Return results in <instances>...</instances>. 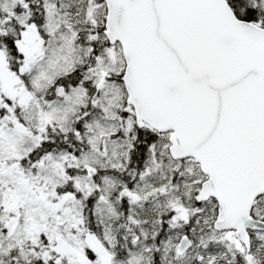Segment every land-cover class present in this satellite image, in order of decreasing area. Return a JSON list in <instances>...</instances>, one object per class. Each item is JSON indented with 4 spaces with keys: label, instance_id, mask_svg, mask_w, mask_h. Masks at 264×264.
Masks as SVG:
<instances>
[{
    "label": "snow or ice",
    "instance_id": "1",
    "mask_svg": "<svg viewBox=\"0 0 264 264\" xmlns=\"http://www.w3.org/2000/svg\"><path fill=\"white\" fill-rule=\"evenodd\" d=\"M0 264H264V0H0Z\"/></svg>",
    "mask_w": 264,
    "mask_h": 264
}]
</instances>
